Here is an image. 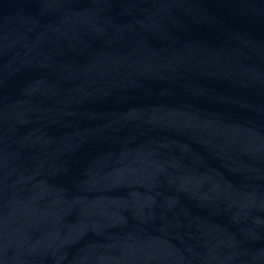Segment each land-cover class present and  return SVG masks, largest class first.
<instances>
[{
	"label": "water",
	"instance_id": "95a60500",
	"mask_svg": "<svg viewBox=\"0 0 264 264\" xmlns=\"http://www.w3.org/2000/svg\"><path fill=\"white\" fill-rule=\"evenodd\" d=\"M0 264H264V0H0Z\"/></svg>",
	"mask_w": 264,
	"mask_h": 264
}]
</instances>
